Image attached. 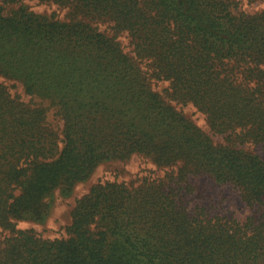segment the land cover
Returning <instances> with one entry per match:
<instances>
[{
    "label": "trees",
    "instance_id": "obj_1",
    "mask_svg": "<svg viewBox=\"0 0 264 264\" xmlns=\"http://www.w3.org/2000/svg\"><path fill=\"white\" fill-rule=\"evenodd\" d=\"M41 1L69 19L0 0V264H264V9ZM136 155L134 179L93 184L63 236L20 226Z\"/></svg>",
    "mask_w": 264,
    "mask_h": 264
},
{
    "label": "rangeland",
    "instance_id": "obj_2",
    "mask_svg": "<svg viewBox=\"0 0 264 264\" xmlns=\"http://www.w3.org/2000/svg\"><path fill=\"white\" fill-rule=\"evenodd\" d=\"M32 10L40 13H47L55 15V17L68 20L69 19V8L62 7L59 4L53 2H42L41 0H24ZM264 9V0H241L236 11L245 10L247 12H256ZM102 28L105 25L101 26ZM121 41L128 46L130 49L132 46L130 38L127 34L121 37ZM165 86L164 83L161 84ZM187 113L199 124L208 131L209 124L205 115L198 111L192 104H188L185 107ZM261 154L264 155V148H260ZM145 160L141 156H133L131 159L122 160H111L105 161L100 164L94 171L92 176L75 185L72 191H68L64 188H58L49 197L48 202L50 204V210L46 218L43 220H23L20 222V226L23 228H34L39 231L43 236L49 238H58L63 236L66 232V227L71 223L72 217L71 212L76 204L78 198L86 194L93 184L99 180L106 179H119L131 181L134 179L136 174L141 167L144 166ZM218 200H215L217 202ZM217 211L222 213L234 214L238 218L245 219L249 213L250 208L243 206L241 203H233L225 200L223 204H216L214 207Z\"/></svg>",
    "mask_w": 264,
    "mask_h": 264
}]
</instances>
